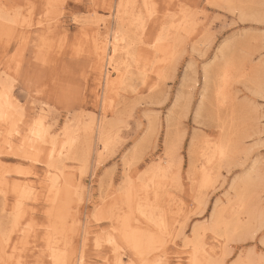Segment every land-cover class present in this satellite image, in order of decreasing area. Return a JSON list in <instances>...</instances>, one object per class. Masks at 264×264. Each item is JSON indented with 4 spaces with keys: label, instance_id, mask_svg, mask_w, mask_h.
I'll return each instance as SVG.
<instances>
[{
    "label": "rangeland",
    "instance_id": "rangeland-1",
    "mask_svg": "<svg viewBox=\"0 0 264 264\" xmlns=\"http://www.w3.org/2000/svg\"><path fill=\"white\" fill-rule=\"evenodd\" d=\"M5 1L9 6L12 3L23 6L26 0ZM45 3L46 14L39 2L35 8L25 4L22 9V15H29L30 25L25 31L22 50L16 36L24 28L11 25L13 30H3L0 27V85L7 81L6 85L12 84L14 102L23 112L22 117L16 113L20 117L19 125L13 129L8 143L4 142L8 137L0 121V180L11 184L24 181L30 185L29 197L24 201L26 213L20 219L23 223L29 220L30 229L36 234L35 239H30L41 247L37 241L46 229L52 228L46 215L50 204L46 179L49 171L45 164L37 167L33 160L17 155V152L40 155L24 144L21 135L29 132L39 110H44V124L51 130L49 137L57 147L68 131L73 132L76 140L71 145L70 157L63 160L66 183L72 192L67 208L64 206L67 210L64 229L71 237L70 250L74 254L69 264L114 261L115 251L107 238L114 236L119 241L121 225L117 217L124 213L129 224L134 222L147 231L149 220L138 219L135 208L144 189H149V201L158 200L166 222L164 232L156 226L149 227V235L157 243L163 241L164 246L161 252H150L146 261L158 258L178 264L183 259L188 264L194 228L212 221L215 206L223 209L226 218L230 217L236 206L233 182H238L250 166H255L258 178L245 186L239 183L247 189L243 193L244 206L256 210L259 223L264 215V111L259 102L256 105L250 102V96L264 85V64L261 63L264 0H45ZM122 4L139 19L136 29L129 32L125 24L126 30L122 29L124 34L120 35L113 31L119 17L124 23L127 18L126 12L122 16ZM145 4L168 7L161 11L145 8ZM77 17L79 24L74 22ZM183 19V29L166 39V29L173 30L172 26L183 23ZM48 24L54 26L49 29ZM132 32L137 44L131 42ZM114 34L120 37L126 34L120 46L132 43L130 47L134 45L135 49L130 53L136 59L130 54H121V47L117 52L115 63L120 64V71L127 69L122 79L106 60L99 59L95 48L100 38L111 41ZM110 49L109 45L107 54L111 53ZM221 50L226 56L224 64L218 57ZM221 62V70L228 73L222 102L214 86L222 72L218 69ZM206 68L210 73L208 86L203 80ZM27 81L40 84L41 98L33 99L35 92L29 91ZM177 125L181 132L178 138ZM85 128L90 130L85 133ZM100 128L103 135H109L105 150L98 136ZM220 134L228 135L239 146L230 159L217 163V156L209 152H214L220 143ZM168 156L174 163L171 167ZM208 159L213 160L209 163ZM156 166L167 168L166 177L146 187L151 174L143 179L142 175ZM29 169L31 176L27 175ZM202 170H210L212 179L210 185L199 189L197 183ZM0 194V219L3 220L0 225H3L18 212L11 208L14 194L10 192L7 199ZM9 207L10 213L6 215L4 209ZM97 209L101 211L98 213ZM197 209V215L189 216V212ZM241 216L243 221L247 219L245 214ZM218 228L207 232L199 228L204 254L211 257L208 263L220 258L226 245L229 260L240 259L241 254L242 258H264L259 240L245 239L248 230L242 235L245 240H236V235L228 238L222 226ZM186 242L190 244L187 248ZM118 245L121 258L127 260L131 250L122 241ZM24 253L26 263L31 264L30 252ZM0 264H5L2 259Z\"/></svg>",
    "mask_w": 264,
    "mask_h": 264
},
{
    "label": "bare ground",
    "instance_id": "bare-ground-1",
    "mask_svg": "<svg viewBox=\"0 0 264 264\" xmlns=\"http://www.w3.org/2000/svg\"><path fill=\"white\" fill-rule=\"evenodd\" d=\"M44 1L45 0H26L25 3L23 2L24 3L23 6H21L20 4H14V3H12L9 6L8 1L0 0V27L3 30L6 28L13 30V27H11V25H14V26L19 25L20 27L24 28L22 31H20L17 34V36L15 35L18 38V47L20 50H22V45H23L22 42H23V38L25 35V31H28L30 29L29 28L30 25H28L29 15H27V14L22 15V9L24 8L25 4H26V6H28L30 4V6L35 8V6H34L35 3L39 2V4H40L39 6H41L42 12L44 14H46V10L44 9L45 8L44 6L46 5V3L44 4ZM122 5H123V8L121 7L123 9L121 12L122 16L125 15L123 13L126 12L127 18H126L125 23H124V21H122L123 19L120 20L121 17H119V20L116 24L117 27L113 31V33H117L120 35L124 34V31L122 29H125V28H123L125 24H127V31H129V32H131L132 29H136L138 26V19H139L138 17L133 16V10L128 11V9H126V7H127L126 4H122ZM28 13H29V11H28ZM121 13H119V14H121ZM135 15H136V13H135ZM136 16H138V15H136ZM133 17H135V18H133ZM184 20L185 19H183V21H181L183 23H180V24L177 23V26L176 25L172 26L173 30L170 29L171 28L170 27L169 29L172 31L166 29V31H168V32H167L165 38L169 39V37H171V35L174 34L173 32L179 31L181 28L183 29V27H184L183 25H185ZM52 26H54V25H52ZM52 26L49 25L48 28L51 29ZM107 28H108V26H107ZM49 29H48V31H49ZM1 33H2V31H1ZM133 33L134 32H132V35H133ZM1 35H3V34H1ZM125 35L121 36L122 37L121 38L120 36H116L114 34L112 36V38H110L111 41L110 40L109 41L108 40L103 41V38L99 37L100 40L95 43V48L97 50V55L99 56V59L106 60L107 64H110L112 66L113 70L117 72V77L119 79H122V77L125 76V73L127 70L126 69L125 71H120V67H119L120 64L118 65L115 63L117 55H118L117 52H118L119 48L121 47L120 49L121 50L123 49V51H122L123 53H121V54H123L124 56H126V55L129 56V54H130L132 56V58H134L133 57V55H134L133 50H135L134 45H133V48L130 46H132V43L137 44L136 43V37L133 35V39L131 40V42H132L131 44L130 43L128 44L126 42L125 45L120 46L121 41L124 40ZM104 37H106V36H104ZM127 38H129V37H126V39ZM109 45L111 47V49H110L111 53L107 54L106 49L108 48ZM130 49H131V51H130ZM130 52H133V53H130ZM135 53H136V51H135ZM223 53L224 52L221 50V52L218 55L219 59H221L222 62L226 59V56H224ZM15 55H16V53H15ZM134 59H136V58H134ZM222 62H221V65H219V63L217 64V68H218V65L220 66L218 68L219 71H222L221 70ZM224 63L225 62H223V64ZM227 64L229 65V63H227ZM226 67H228V66H226ZM217 68H216V71H218ZM239 68H240V66H239ZM223 69H224V67H223ZM242 70H243V68H242ZM219 73H220L219 78L217 75L218 81H217V83H215L214 86H215V92L220 94L219 97L222 98V100H221V102H222L224 100V95H225L226 90H227V88H224V87L226 85H228V73L225 71H222ZM106 74H108V73L106 72ZM106 78H105V80H106ZM5 79L7 80V78H5ZM203 80H205V84H206V86H208L209 80H210V73L208 71V68L204 69ZM3 81H4V79H3ZM9 81H10V79H9ZM7 82H6V84H7ZM6 84L0 85V121L2 122V124H1L2 128L5 127L4 133L7 134L6 137H8V139L4 138V142L8 143L10 141L9 138H11V136H12L13 129L16 128L17 125H19V123H18V121L20 120L19 116L22 117L23 112L22 111L20 112V110H18V108L20 109V106H18V104L16 102H14V98L12 96V84H8V85H6ZM205 88H208V87H205ZM229 97H230V95H229ZM229 97H228V99H229ZM225 98H226V96H225ZM203 99H205V98H203ZM200 103H199V105L201 106ZM232 105L233 104H231V106ZM222 107H224V106H222ZM230 110H232V109H230ZM43 111L44 110H39V112L35 118L36 119L40 118L41 113H43ZM219 112H221V111L219 110ZM16 113H18V115H19L18 117L16 116L17 115ZM232 115H234V114H232ZM43 116H45L44 113H43ZM195 117H197V116H195ZM220 127H222V126L220 125ZM88 130H90V129L85 128L84 132L87 133ZM72 133L73 132H69V131L65 133L66 138L64 141H62V143L60 144V147H57L55 141L50 137H48L46 143L33 144L31 137H30V130L27 133L25 132L24 136H23V133L21 134L22 137H24V140H23V142L25 141L24 144H26L28 147H30L34 153L38 152L40 154H45L44 155V161H45L44 164H45L46 170L49 171V173L46 176L47 177L46 179L49 182V189L47 192L49 193V202L48 203H50V204H48L49 206L46 210V215L48 217V224H51L52 228L46 229L45 234L43 236L41 235L40 240L37 241V242H40L42 245L41 247H39L37 245L38 243H35L36 242L35 240L30 239V238L35 239L36 234L32 233L33 231H32V229H30V223H28L29 220L25 223L20 222L21 221L20 219H22V215H24L26 213L24 201H25V199L27 200V197H29L28 194L31 191L30 185L24 181H23V183L17 181L15 183L11 184L8 182H4V180L3 181L0 180V192H2L4 194V195H2L3 198L7 199L8 194L10 192H12L14 194V195L13 194L12 195L15 196V198L13 201H11L13 203L11 208L15 209L18 212V213H16L15 216L12 215V217H13L12 219H10V220L8 219V220L4 221L3 225H0V259H2V261L5 264H28V263H26V259L24 258V256H26L24 251L26 252V250H28L30 252V254L32 256L31 259L33 258V260H31V261H33L31 264H69V262L72 260V258L74 256L73 252H71V250H70L72 240H71V237H69L68 234L66 233L67 229L66 230L64 229L65 225H67L66 224L67 210L65 209L64 206H66V208H67V205L70 202L69 199L71 197V196L69 197V195H71L72 192L68 189V184L66 183V178H65V173H64V163H63L64 159H67L70 157L68 155H69L70 150H71V145H73V141L74 142L76 141L74 139ZM74 136L76 137V135H74ZM98 136H100L101 146L105 150L108 147V144L110 142L109 141V135H103V128H100L98 131ZM219 137H220V141H218V142H220V143L217 144L216 147L214 144V147H215L214 152H209V153H211V154L213 153L215 156H217L216 157L217 163L224 161V160H227V159H230L231 156H233L232 154H234L236 152V150L239 146L237 144V142L231 141V138L226 134H224V135L220 134ZM244 137H247V136L245 135V136H243V138ZM54 144L56 146L55 147V153H54V159L52 160L51 166L49 167L48 163H47V158H48V156L53 154V145ZM109 150H111V149H109ZM42 152H44V153H42ZM1 154H3V153H1ZM17 155L21 158L22 157L23 158H25V157L35 158L36 157L31 152L30 153L17 152ZM32 156H34V157H32ZM206 157L209 158L208 156H206ZM169 159H171V160L168 161L169 162L168 166L171 167V165L174 163L172 161V158L169 157ZM169 159H167V160H169ZM209 160H213V159H208V161ZM216 160H215V163H216ZM166 163H167V161H166ZM209 163H210V161H209ZM153 168L154 169L151 168L150 170L145 171L142 175V179H143V178H145L151 174V177H150L148 183H146V187H149L150 185L153 186V184H157V179L160 177L162 179L165 178L166 174L168 172L167 168H164V167H160V166L157 167L156 166ZM203 168L204 167H202V169ZM1 170H2V167L0 166V171ZM209 171L202 170V172H201L202 174L200 176L199 183H197V184H199V189L205 188L211 182L212 178H211ZM245 173H244L245 175H243V177L242 176L240 177L238 182H235V181L233 182V188L235 191L234 203L236 204V206L234 207L235 208L233 210L234 212L229 214L230 217H228V218H230V219L226 218L227 216L225 217V214L223 215V209L222 208H219L216 206H215V209H212L213 211L211 213V219L212 220H213V213H215V221L211 225V228L213 229V231L215 229H220L218 227L222 226V228L224 230V235L228 238H229V236L233 237L236 235V237H237L236 240H245L244 237L242 236L243 233L246 230L249 231L253 225L258 224V222L256 221V210L251 209V208H247L246 206H244L243 193H244V190H247V189H246V187L241 188V186H240V183H243L242 185L245 186V185H248V183H250V181H252L253 179L256 180L258 178V175H256L255 166H250V169ZM170 178H172V177H170ZM159 181H161V180H159ZM154 189H156V187ZM148 190L149 189H144L143 193H140V196L136 201V207H135L136 211H137L136 216L138 217V219H141V220H143V219L149 220L148 229L151 226H156L161 232H164L166 230L165 229L166 222H165L163 212L160 210V206H159L157 199L153 202L149 201V198H147ZM124 192L126 195V190H124ZM154 193L156 196L157 193L156 192H154ZM4 204H8V203L6 202ZM20 205H22V206H20ZM252 205H253V203H252ZM1 206H2V204H1ZM250 206H251V204H250ZM4 211L7 212L6 215L9 214L10 213V207L8 209L7 208L4 209ZM155 213H157L156 216H155ZM242 214H245L247 216V219L244 221H243L242 216H241ZM117 220L119 221V223L121 225L120 235H118V237H117L119 241H117L114 236L109 237L114 241V243L117 247L120 248V246L118 245V242L122 241V244L125 247H128L130 250H132L133 247L138 249V251L140 252V254L142 255V257L145 261L147 260V256L150 252H153V253L158 252L157 249H159L160 252L162 251V248L164 246V242L163 241H162V243L155 242L153 240L152 236L149 235L148 229H147V231L143 230L140 226H137L134 222L131 224V221L129 224L127 214L124 213V214H122V216H118ZM2 221L3 220L0 219V224L2 223ZM127 227H129V228H127ZM51 229L54 230V233H52V234H51ZM72 229H74V228H72ZM194 229H196L197 234L195 237L193 235V238H192L193 240L190 241L191 245L189 244L190 247L192 248V254L189 252L191 254V259L198 260L200 262V264H210L208 262L211 259V257L205 256L204 253L206 252V250L204 249L203 245H201V243H200V239L198 236L199 228L196 227ZM166 233H167V231H166ZM109 238H107V242L109 241ZM83 240H84V237L82 238V243H84ZM28 243H31V245L29 247L27 246ZM109 245L111 246L112 250L115 251V253H116V247H114L113 244H110V243H109ZM165 245H166V243H165ZM98 246H99V244H98ZM158 256H160V255H158ZM80 257L82 258L81 255H80ZM259 259L261 260V258H259ZM259 259H257V258L254 259V257H246V256L243 258V260L248 261L249 264H260L261 261ZM212 261H214V260L212 259L210 262H212ZM77 264H83V263L81 261H79Z\"/></svg>",
    "mask_w": 264,
    "mask_h": 264
},
{
    "label": "snow or ice",
    "instance_id": "snow-or-ice-1",
    "mask_svg": "<svg viewBox=\"0 0 264 264\" xmlns=\"http://www.w3.org/2000/svg\"><path fill=\"white\" fill-rule=\"evenodd\" d=\"M49 7H51V6L49 5ZM63 7L66 9L67 5H64ZM121 7H123V5H121ZM143 7H145V8H158L161 11H163L164 7H168V6L145 4ZM74 22L79 24L81 22L80 18L79 17L75 18ZM150 44H151V42L149 41V45ZM261 55H262V57H264V52H262ZM261 63L264 64V59H262ZM26 86L29 88L30 92L31 91L35 92L33 99L41 98L42 92H41L39 83H36L33 81H27ZM250 102L253 105H256L257 102H259L261 110L264 111V85H262L259 92H253L251 94ZM198 118H199V113H198ZM180 119L183 120V114H181ZM170 120H171V118H170ZM50 134H51V130L49 128L45 127L43 113H41L40 118L36 119L30 125V137H31L32 143L33 144L46 143ZM176 135H177V138L181 135L179 125H177V127H176ZM55 147L56 146L54 144L53 145V154L48 156V158H47V163H48L49 167L51 166L52 160L54 159ZM44 155L45 154H40V155L36 156L35 158L25 157V159L33 160V163L35 165H37V167H39V166L43 165L45 162L44 161ZM27 175L28 176L32 175L31 169L28 170ZM20 206H22V205H20ZM100 211H101L100 209H97L98 213ZM198 213H199V209H197L193 212H189L188 214H189V216H193V215H197ZM214 221H215V213H213V220L212 221H205V223L203 225H197V228H200L205 232L212 231L213 229L211 228V225L213 224ZM180 227L182 228L183 226L181 225ZM196 234H197L196 229H194L193 230L194 237L196 236ZM245 239L252 240V241L259 240L260 246H261L260 250H261L262 256H264V215L261 216L258 224L253 225L250 228ZM108 242L110 244H113L114 247H116V253H115L116 259L114 261H110L109 264H177L176 261H167L166 262L162 259H157V260L151 261V262L145 261L143 259L142 255L140 254V252L138 251V249H136L134 247L132 248V250L130 252H128L129 258L127 260H124L120 256L121 249L115 245L114 241L111 238H109ZM188 246H189V243L186 242V248ZM124 250L127 251V249H124ZM157 251L159 252V249H157ZM242 255L243 254H241L240 259L229 260V258H228L229 257V248L226 245L224 252H223V255L220 258H218L217 260L210 262V264H249L248 261L243 260ZM178 264H184V260L180 259ZM188 264H200V262L196 259H191L188 261ZM260 264H264V259L261 260Z\"/></svg>",
    "mask_w": 264,
    "mask_h": 264
}]
</instances>
